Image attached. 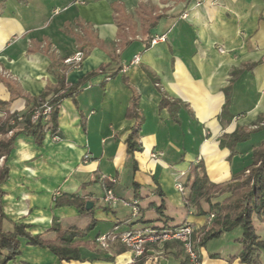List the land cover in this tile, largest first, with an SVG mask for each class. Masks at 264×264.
<instances>
[{
	"label": "crops",
	"instance_id": "crops-1",
	"mask_svg": "<svg viewBox=\"0 0 264 264\" xmlns=\"http://www.w3.org/2000/svg\"><path fill=\"white\" fill-rule=\"evenodd\" d=\"M157 15L161 18L151 26ZM157 36L165 39L147 46L149 38ZM79 50L84 59L67 72L69 83L102 66L113 68L114 51L124 68L104 84L106 74L92 76L75 98L64 99L58 134L47 132L42 143L17 136L1 188L7 229L24 223L36 235L47 232L54 220L64 227L85 228L94 219L93 229L78 238L85 260L61 261L49 249L22 240L21 255L8 264H132L134 253L119 242L103 250L112 253V260L96 258L89 247L102 233L161 224L137 222L140 216L133 218L125 202L139 201L140 215L156 219L158 182L172 225L203 227L210 215L188 211L183 203L187 190L177 184L199 162L211 182L230 181L264 140V131L254 133L237 145L234 155L220 145L224 134L237 126L250 127L264 114V0H204L201 5L196 0H0V78L39 96L48 84L58 83L53 64ZM136 55L140 61L133 64ZM148 72L158 79L160 89ZM134 94L142 146L135 162L126 151V139L137 123L126 116ZM164 97L176 103L174 114L159 107ZM0 100L10 102L11 111L28 110L2 80ZM106 188L114 191L116 202H105ZM57 192V197L78 193L89 198L94 203L92 218L81 216L74 206L56 207ZM203 206L208 210L207 203ZM255 224L264 238V221L256 217ZM241 234L237 227L198 248L202 263L242 264ZM169 251L164 244H149L143 264H154L155 256L156 264H179Z\"/></svg>",
	"mask_w": 264,
	"mask_h": 264
},
{
	"label": "trees",
	"instance_id": "trees-1",
	"mask_svg": "<svg viewBox=\"0 0 264 264\" xmlns=\"http://www.w3.org/2000/svg\"><path fill=\"white\" fill-rule=\"evenodd\" d=\"M159 18H161V15L155 17L151 26H155ZM151 42L152 39L149 38L147 46H150ZM111 57L115 63L113 68L108 69L106 66H102L98 70L88 73L77 83H69L66 77L67 72L73 66L64 64L62 59L55 62L53 67L58 68V83L48 84L39 96L28 95L16 84L0 78L9 88L12 97L24 100L28 107V110L21 114L18 111H11L10 102L0 100V110L3 111V116L0 117V264H8L21 254L22 240H26L29 245L49 249L61 261L85 260L81 251L82 242L78 241V238L87 236L89 231L93 229L95 225L94 219H91L85 228L78 226L64 227L61 222L54 220L47 232L36 235L31 234L28 230L29 226L24 223H14L12 229H7L4 226L6 217L3 212L2 200L4 192L1 185L9 176L6 162L15 145L17 136L24 134L33 137L38 143H42L47 132L53 135L58 134L59 110L64 99L75 98L94 75L106 74L103 81L104 84L106 80L113 78L123 70L124 66L121 64L120 54L114 51ZM251 65L253 66L254 63ZM148 73L160 89L158 79L152 73ZM235 73L236 71L233 72V74ZM125 82L128 84L126 78ZM226 93L228 94V89ZM226 105H228V101ZM45 106L51 108L48 118L45 119L41 115L37 120H33L35 112L43 110ZM159 107L161 109L169 108L172 114L177 109L176 103L167 97L162 99ZM227 107L225 106L223 113H226ZM126 116L137 120L136 125L126 139V151L130 155L131 160L135 162V152L142 149L140 143L141 124L139 123L141 115L137 94L133 95ZM260 131H264V114L259 115L250 127L237 126L233 133L224 134L220 139V145L229 148L231 155H234L237 153L236 147L239 143L248 141L254 133ZM133 183L134 185L137 184L136 182ZM181 184L183 191L187 190L183 194V203L188 211L196 215L214 213V217L209 219L203 227L193 228L192 241L197 250L205 246L209 241L218 239L224 233L240 227L242 234L238 238V242L241 244L242 249L238 255L239 261L242 264H263L264 238L257 232L255 218L258 217L264 221V140L254 147L251 161L243 169L233 172L230 181L225 183L211 182L207 176L204 164L199 162L191 166L186 179ZM154 191L160 199L159 205L156 206L158 217L156 219H144V215H140L142 209L139 206L140 217L138 216L137 222H161L160 225L149 224L157 228H176L185 224L184 222L177 226L172 225L170 222L171 218L165 215L167 208L166 197L158 182L155 183ZM217 195H224V197L221 201L214 202L213 198ZM88 201H90L89 198L78 193H62L56 197L55 206H74L81 216L92 218L94 208L87 211L86 205ZM204 203L208 204V210L204 208ZM164 247L170 250L169 252L175 256L179 264H190L183 244L179 240L168 241L164 243ZM95 253L97 254L96 258L113 259L111 255H108L103 250L95 249ZM145 257L146 253L137 257L132 264H143Z\"/></svg>",
	"mask_w": 264,
	"mask_h": 264
},
{
	"label": "built area",
	"instance_id": "built-area-1",
	"mask_svg": "<svg viewBox=\"0 0 264 264\" xmlns=\"http://www.w3.org/2000/svg\"><path fill=\"white\" fill-rule=\"evenodd\" d=\"M204 0H196V5H201ZM164 36H157L152 39L151 44H156L159 40H164ZM220 52L224 53L223 48H219ZM84 59V52L77 51L74 55L69 56L64 59V64L79 67ZM140 61V56L136 55L132 63L138 64ZM51 113V108L45 106L43 110H37L33 115V120H37L41 115L47 119ZM152 158H157L156 153H152ZM89 154H85L84 159L88 160ZM117 179L115 177H109L110 183H116ZM179 190H183L181 183L177 184ZM58 192L55 193L54 199H56ZM104 200L108 204H112L118 200L114 191L111 188H106ZM131 208V215L133 218L139 216V202L137 200H132L130 202H125ZM214 217V213H211L209 219ZM193 226L189 223H185L180 227L176 228H157L153 225H146L139 229H129L123 232L111 231L107 233L99 234L95 241L97 245L103 249L110 251L111 245L113 243H121L126 248L134 253V260L137 257L142 256L146 253L147 245L149 244H164L171 240H179L184 247L185 253L188 256L190 264H203L199 257V251L196 249L192 241ZM112 255L111 252H109ZM152 263L156 264L158 262V257L155 256L151 259Z\"/></svg>",
	"mask_w": 264,
	"mask_h": 264
},
{
	"label": "rangeland",
	"instance_id": "rangeland-1",
	"mask_svg": "<svg viewBox=\"0 0 264 264\" xmlns=\"http://www.w3.org/2000/svg\"><path fill=\"white\" fill-rule=\"evenodd\" d=\"M256 223H257V225H259L258 221H257ZM215 242H216V241H214V242H212V243H215ZM89 247H90V248H94V249H98V250H103V249H101V248L97 245L95 239H94V241H89ZM263 254H264V253H263ZM20 255H21V254H20Z\"/></svg>",
	"mask_w": 264,
	"mask_h": 264
},
{
	"label": "water",
	"instance_id": "water-1",
	"mask_svg": "<svg viewBox=\"0 0 264 264\" xmlns=\"http://www.w3.org/2000/svg\"><path fill=\"white\" fill-rule=\"evenodd\" d=\"M94 203L92 201H88L86 205V209L90 210L93 207Z\"/></svg>",
	"mask_w": 264,
	"mask_h": 264
}]
</instances>
